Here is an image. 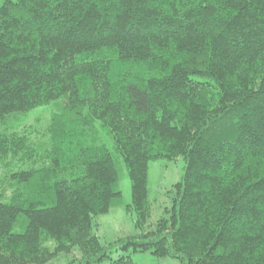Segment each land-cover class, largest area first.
<instances>
[{"label":"trees","instance_id":"trees-1","mask_svg":"<svg viewBox=\"0 0 264 264\" xmlns=\"http://www.w3.org/2000/svg\"><path fill=\"white\" fill-rule=\"evenodd\" d=\"M38 108L0 129V264H136L88 216L121 195L97 126L130 181L122 249L264 264V0H3L0 121ZM178 156L149 222V163Z\"/></svg>","mask_w":264,"mask_h":264},{"label":"rangeland","instance_id":"rangeland-1","mask_svg":"<svg viewBox=\"0 0 264 264\" xmlns=\"http://www.w3.org/2000/svg\"><path fill=\"white\" fill-rule=\"evenodd\" d=\"M2 2L3 0H0V4ZM39 109L33 110L28 114L9 115L4 122L0 121V129L10 123L19 122L18 128L30 125L38 127L41 130L47 122L50 109L48 108L45 111H40ZM92 137L101 140L107 145L119 174L118 181L114 187L120 190L121 195L112 200L109 212L95 216L87 208L88 216L95 217V233L103 243L111 244L109 251L110 257L115 259L121 255L129 256L136 264H181L174 258L157 257L150 250H124L118 245L117 240L129 237L137 232L135 229V212L131 208L130 181L122 158L116 150L114 142L108 132L97 126L96 132L92 134ZM184 163L181 156L171 160L159 159L149 163L148 199L151 203L149 222H155L163 214L164 207L170 205V199L166 191L172 188V185L176 181L181 179ZM25 224V217L19 216L13 226V231H23Z\"/></svg>","mask_w":264,"mask_h":264}]
</instances>
